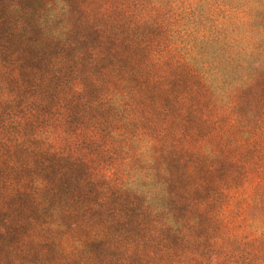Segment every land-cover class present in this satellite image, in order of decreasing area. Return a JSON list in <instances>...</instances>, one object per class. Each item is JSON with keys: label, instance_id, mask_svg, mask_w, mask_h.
I'll return each instance as SVG.
<instances>
[{"label": "trees", "instance_id": "trees-1", "mask_svg": "<svg viewBox=\"0 0 264 264\" xmlns=\"http://www.w3.org/2000/svg\"><path fill=\"white\" fill-rule=\"evenodd\" d=\"M35 1L0 15V264H264V0Z\"/></svg>", "mask_w": 264, "mask_h": 264}, {"label": "rangeland", "instance_id": "rangeland-1", "mask_svg": "<svg viewBox=\"0 0 264 264\" xmlns=\"http://www.w3.org/2000/svg\"><path fill=\"white\" fill-rule=\"evenodd\" d=\"M4 1L5 0H0V15H3L4 19H18L19 17H21L23 15L22 12H21V14L15 13V15H13V13L12 14L11 13L6 14V12H7L6 10L4 11V14H2ZM13 1L14 2L15 1L16 2L21 1L23 8L27 7V6L33 7V4H35V2H36L35 0H12V2ZM237 1L241 2V0H237ZM211 2H212V0H210V1L206 0L205 3L203 4V6H205L206 9H209V4H212ZM196 7H198V6H196ZM232 16L234 17L233 19L235 20V14H233ZM262 85H264V81L262 82ZM263 95H264V91H263ZM74 120H76V119H74ZM195 123H196V120H195V122H190L188 124L187 128L190 131H192L193 128H196V127L197 128L195 131H193L195 133V136H192L191 143H189V144L186 143V146L188 145V147H190V148L195 147V148L199 149L202 146H206L208 144L205 142L210 141V140L213 141L214 134H212V133L214 132L215 127L213 126L212 123H209V124L206 123V125H204V123L202 124V120L199 122L198 126ZM209 143H211V142H209Z\"/></svg>", "mask_w": 264, "mask_h": 264}]
</instances>
